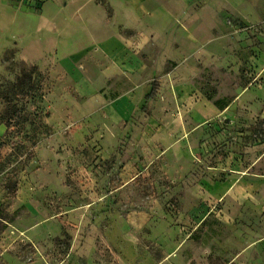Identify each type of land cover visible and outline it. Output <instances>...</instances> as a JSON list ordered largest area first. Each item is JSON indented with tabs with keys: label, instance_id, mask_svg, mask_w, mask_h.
I'll use <instances>...</instances> for the list:
<instances>
[{
	"label": "rangeland",
	"instance_id": "rangeland-1",
	"mask_svg": "<svg viewBox=\"0 0 264 264\" xmlns=\"http://www.w3.org/2000/svg\"><path fill=\"white\" fill-rule=\"evenodd\" d=\"M4 1L38 8L41 0L33 5ZM200 5L214 12L217 25L208 51L189 59L194 83L199 94L214 100L238 95L237 115L188 122L185 128L180 118L194 109L164 108V122L150 124L151 140L138 147L131 146L129 134L121 137L118 128L110 130L112 138L104 139L107 131L101 130L87 135L82 145H66L62 137L71 133L61 132V120L52 115L47 99L34 97L42 89L32 64L22 63L15 47H0V85L25 89L18 90L12 104L0 98V264L113 262L99 252L102 245L94 238H101L115 213L152 208L156 220H162L170 211L178 213L180 197L188 205L194 192L204 193L248 167L264 174V0H206ZM24 73H33L34 90L19 85ZM176 131L190 138L182 156L168 148ZM256 159L261 161L253 165ZM262 189L264 182L255 191ZM252 202L244 219L227 221L224 213H211L193 232L196 241L208 244L209 264H264V248L255 244L264 236V194ZM206 203L211 204L209 199ZM105 212L109 214L100 219ZM156 232L161 234L152 228L141 232L149 249L142 246L135 264H155L163 257L152 240ZM75 244H87L89 251L68 257Z\"/></svg>",
	"mask_w": 264,
	"mask_h": 264
},
{
	"label": "crops",
	"instance_id": "crops-1",
	"mask_svg": "<svg viewBox=\"0 0 264 264\" xmlns=\"http://www.w3.org/2000/svg\"><path fill=\"white\" fill-rule=\"evenodd\" d=\"M200 4L206 0H41L34 8L0 0V47H15L18 58L37 64L44 73L41 85L49 109L60 118L61 132L71 133L62 137L66 145H82L87 135L101 130L107 131L104 139L112 138L110 130L118 128L121 137L129 134L131 146L138 147L151 140L150 124L159 127L164 122V108L194 109L181 116L179 123L185 126L177 131L188 128V122L237 115L238 95H232L221 109L208 95L199 94L193 80L189 59L208 51L206 46L216 38L215 14ZM127 29L131 33H125ZM177 131L168 148L182 156L190 138ZM251 168L228 176L225 182H214L204 193L194 192L188 205L180 197L178 213L170 211L162 220H156L152 208L115 213L105 223L101 238H94L102 245L99 252L113 257L107 264H135L134 258L144 253L142 246L149 249L140 234L152 228L161 233L153 234L152 240L164 254L155 264H209L208 244L196 241L193 232L211 213L222 212L227 221L244 219L252 199L264 194L263 189L255 191L264 174ZM106 214L100 213L99 218L104 220ZM168 218L185 221L175 224ZM255 244L264 248V236ZM88 249L87 244H75L68 257L82 256Z\"/></svg>",
	"mask_w": 264,
	"mask_h": 264
},
{
	"label": "trees",
	"instance_id": "trees-1",
	"mask_svg": "<svg viewBox=\"0 0 264 264\" xmlns=\"http://www.w3.org/2000/svg\"><path fill=\"white\" fill-rule=\"evenodd\" d=\"M18 57V56H16ZM19 60L26 64L25 62H23L20 58ZM28 64V63H27ZM33 66V70H34V73L37 75L38 77V85L41 87L42 89V81L44 80V73L41 72L39 70V67L37 66V64H32ZM32 80H33V73H24L22 78H20V82H19V85H23V87H26L27 90H34L35 89V85L32 83ZM18 85H15L13 84L11 86V88H7L4 89L2 85H0V98H2L3 100L7 101L8 103L12 104L13 103V99L15 97V95H17L18 93V90L19 92L21 93H25V89L24 88H21V89H18ZM34 97H39L40 99H43L45 98L44 97V92L42 90H38V96H34ZM209 99L211 100H214L213 96H210L208 95ZM214 104L217 105L219 108L221 109H225L226 106H228L229 102H228V99L226 98H218L216 100H214ZM15 109L17 108V105L14 103V106H12V108ZM1 210H0V215H1Z\"/></svg>",
	"mask_w": 264,
	"mask_h": 264
}]
</instances>
